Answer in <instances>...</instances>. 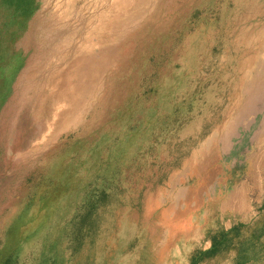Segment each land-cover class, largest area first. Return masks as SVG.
<instances>
[{"label": "rangeland", "instance_id": "obj_1", "mask_svg": "<svg viewBox=\"0 0 264 264\" xmlns=\"http://www.w3.org/2000/svg\"><path fill=\"white\" fill-rule=\"evenodd\" d=\"M0 264H264V0H0Z\"/></svg>", "mask_w": 264, "mask_h": 264}, {"label": "bare ground", "instance_id": "obj_2", "mask_svg": "<svg viewBox=\"0 0 264 264\" xmlns=\"http://www.w3.org/2000/svg\"><path fill=\"white\" fill-rule=\"evenodd\" d=\"M249 86V85H248ZM246 90H247V88H246Z\"/></svg>", "mask_w": 264, "mask_h": 264}]
</instances>
